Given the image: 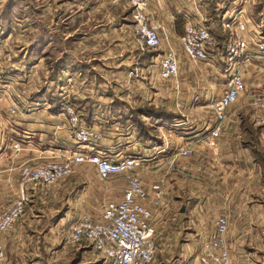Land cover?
Segmentation results:
<instances>
[{
	"label": "crops",
	"instance_id": "obj_1",
	"mask_svg": "<svg viewBox=\"0 0 264 264\" xmlns=\"http://www.w3.org/2000/svg\"><path fill=\"white\" fill-rule=\"evenodd\" d=\"M118 10L131 19L128 9L119 5ZM149 13L159 27L163 45L162 49L150 50L137 38L144 49L140 68L148 71L155 61L160 64L170 47L178 52V79L164 80L171 83L158 88L156 94L161 99L156 97L152 101L147 97L144 85L138 92L128 89L130 86L120 90L113 86L106 89L112 95L108 100L96 95L92 100H84L86 97L81 94H65L66 83H62V88L59 84L65 81L66 70L95 71L90 59L70 64L67 57H60L46 67L50 79L44 96L29 99L26 111H20L16 98L9 97L8 106L15 102L19 111L14 114L15 127L7 130L11 137L7 140L5 159H10L12 165L0 159L4 163L0 173L10 176L15 163L20 167L25 161L37 162L43 150L77 147L65 112L66 105L74 104L89 126L103 134L93 150H85L114 159L144 156L146 161L139 172L144 173L143 183L150 198H154V184L162 188L161 204L147 203L154 212L156 244L158 238L166 241L172 237V243L163 242L164 251L181 254L172 260H157L156 254L153 264L186 263L182 256L194 251V236L216 234L218 222L209 221L214 215L228 219L226 245L230 264H264V111L256 113L250 102L256 93L264 95V58L254 45L256 39H264V0H151ZM236 17L246 22L244 36L251 55L242 71L246 91L229 108L221 135L208 139L215 124L211 102L221 96L231 75L225 55L230 31L225 24ZM190 23L208 27L215 38L206 61L187 59L183 51L182 37ZM127 26L132 28V21ZM72 74L68 80L78 76V72ZM55 78L60 83L53 84ZM106 123L112 128L105 131L102 126ZM182 133L185 136L181 139ZM172 139L175 148L168 149ZM186 143L193 145V153L177 155ZM18 147L22 150L16 157ZM119 150L122 152L117 153ZM148 155H156V161L152 162ZM123 191L115 200H121ZM217 199L220 205L215 206ZM207 213L211 214L208 219ZM36 221L39 225L19 224L9 235L0 236V264H86L78 260L79 249L85 246L67 243L72 222L69 213H48Z\"/></svg>",
	"mask_w": 264,
	"mask_h": 264
},
{
	"label": "rangeland",
	"instance_id": "obj_2",
	"mask_svg": "<svg viewBox=\"0 0 264 264\" xmlns=\"http://www.w3.org/2000/svg\"><path fill=\"white\" fill-rule=\"evenodd\" d=\"M119 5L123 7L115 0H0V114L2 115L0 159L5 163L9 162V166L12 162L10 159H5V153L8 151L6 145L11 134L8 135L7 130L15 127L14 114L18 113H12L11 106H8L10 98H16L20 111H26L29 99L38 100L35 95L45 93L50 79L46 67L51 66L60 57H67L70 64L85 63L90 59L95 71L86 69L85 72H81L70 70L71 68L68 67L71 72L65 71V81L60 83L56 78L53 81V84L60 83V88L63 82L66 83L65 94L72 93L71 96L81 94L83 98L86 97L84 100H92L95 95L108 100L112 95H109L106 89L113 86L118 90L130 86L128 89L138 92L144 85V89H148L147 97L152 101L156 97L161 99L162 96L156 94L159 92L158 88L170 85L171 81L160 78V64L157 61L154 65L150 64L149 72L140 68L144 49L133 29L127 26L131 23L129 15L122 16L118 10ZM72 72H78V76L68 80V77L73 75ZM7 90L10 95L6 94ZM18 94H20L19 99H17ZM5 100L7 107L3 106ZM75 107L78 109L77 106ZM82 117L89 125L83 114ZM102 128L106 131L112 127L106 123ZM181 136L185 134L180 135L182 139ZM203 137L204 135L200 138ZM171 141L168 149L175 148L174 140ZM97 144L92 143L85 149L93 150ZM120 152L122 150L117 153ZM148 157L152 162L156 161V155H148ZM3 164L0 161V167ZM13 166L15 169L10 176H2L0 173L3 177L0 178V213L22 195L23 187L28 198L26 212L16 227L25 223L39 225L36 219H43L48 213H58V215L69 213L72 217L70 227L76 220L74 218H78L81 214L98 217L109 200L120 198L126 185L123 175H113L108 180H101L94 167L82 165L70 177L45 189L36 185L22 186L20 167L17 163ZM139 170L137 173L144 182V173H140ZM219 203L217 199L215 206ZM210 215L207 213L206 219ZM217 219V215H214L209 221L217 224ZM213 234L214 232L194 236V251L182 256V260L186 262L184 264H200L199 257ZM163 242L172 243L173 239L172 237L166 241L157 239V260L178 259L181 253L164 251ZM93 252L91 247L79 249L78 260L82 259L86 264H107L102 255Z\"/></svg>",
	"mask_w": 264,
	"mask_h": 264
},
{
	"label": "built area",
	"instance_id": "obj_3",
	"mask_svg": "<svg viewBox=\"0 0 264 264\" xmlns=\"http://www.w3.org/2000/svg\"><path fill=\"white\" fill-rule=\"evenodd\" d=\"M130 11L132 29L135 36L150 50L162 49L159 27L153 23L149 7L151 0H115ZM225 26L230 31V39L225 47V55L230 65V79L221 96L213 99L211 107L215 114V124L208 139L221 135L228 110L238 102L246 91L242 75L245 64L250 60L249 41L245 38L246 22L236 18ZM215 45V38L208 27L188 24L182 37V47L188 59L206 61L209 48ZM255 47L264 58V39H256ZM180 72L178 52L170 47L160 61L159 75L163 80L178 79ZM255 112L264 111V95L256 93L251 99ZM12 113L18 111L16 103L11 106ZM67 126L77 142V147H62L52 151H41L37 162L25 161L20 165L22 186L36 185L45 189L73 175L82 165L93 166L101 180L113 175H123L126 187L121 200H109L98 217L81 214L71 225L67 238L70 245L91 247L102 255L107 264H153L156 261L157 244L155 228L152 224L153 210L147 205L161 204L162 188L153 185L154 198L144 186L137 170L144 166L146 158L139 155L114 159L100 153L89 152L85 147L100 141L103 134L84 122L82 115L73 105H66ZM82 146V148H81ZM22 148L15 149V156ZM193 153V145L186 143L178 149L177 155L188 156ZM28 198L22 187V195L0 213V235L7 236L25 215ZM229 223L226 216L218 219L216 234L206 244L199 257L200 264H230V253L226 245ZM2 248L0 245V259Z\"/></svg>",
	"mask_w": 264,
	"mask_h": 264
},
{
	"label": "trees",
	"instance_id": "obj_4",
	"mask_svg": "<svg viewBox=\"0 0 264 264\" xmlns=\"http://www.w3.org/2000/svg\"><path fill=\"white\" fill-rule=\"evenodd\" d=\"M226 39H227V36H226ZM259 154V153H258ZM261 157H260V155H258V159H260Z\"/></svg>",
	"mask_w": 264,
	"mask_h": 264
}]
</instances>
